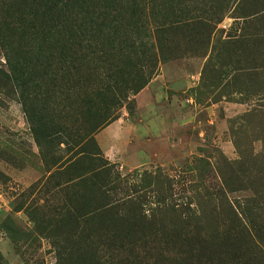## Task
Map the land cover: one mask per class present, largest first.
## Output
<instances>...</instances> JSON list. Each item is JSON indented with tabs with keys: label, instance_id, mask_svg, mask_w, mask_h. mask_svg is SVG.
Listing matches in <instances>:
<instances>
[{
	"label": "rangeland",
	"instance_id": "1",
	"mask_svg": "<svg viewBox=\"0 0 264 264\" xmlns=\"http://www.w3.org/2000/svg\"><path fill=\"white\" fill-rule=\"evenodd\" d=\"M0 264H264V0H0Z\"/></svg>",
	"mask_w": 264,
	"mask_h": 264
},
{
	"label": "trees",
	"instance_id": "2",
	"mask_svg": "<svg viewBox=\"0 0 264 264\" xmlns=\"http://www.w3.org/2000/svg\"><path fill=\"white\" fill-rule=\"evenodd\" d=\"M161 204H163V203H160V206L158 204L159 208H156V209H162V211H165V210H167L169 208V207H165L166 204L165 205H161ZM176 206L178 207V205H176ZM150 211H152V210H150ZM150 211L148 209L145 212L147 213V212H150ZM169 214L170 215H174V216H178V217L180 216V214H183V219H181L182 221H186L187 219H190V220H193V221H199V217H200V215L198 213H196L194 210H191L189 207L185 208V213L172 211ZM225 215H226V217H227V219H228V221L230 223L237 222V223H241L239 225H242V224L246 225L245 217L243 216L241 211H239V209H237L235 207L233 209V208H231L229 206L227 208V211H226Z\"/></svg>",
	"mask_w": 264,
	"mask_h": 264
}]
</instances>
